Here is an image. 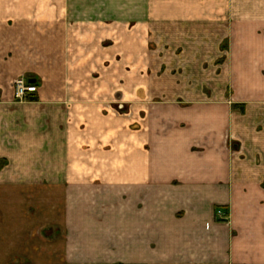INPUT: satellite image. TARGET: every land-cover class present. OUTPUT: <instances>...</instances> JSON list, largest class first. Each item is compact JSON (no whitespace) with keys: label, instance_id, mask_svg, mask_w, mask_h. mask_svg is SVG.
<instances>
[{"label":"crops","instance_id":"0c3cea01","mask_svg":"<svg viewBox=\"0 0 264 264\" xmlns=\"http://www.w3.org/2000/svg\"><path fill=\"white\" fill-rule=\"evenodd\" d=\"M58 1L0 0V97L8 99L0 104V157L13 167L7 192L63 194L52 206L62 205L55 231L65 234L68 263L78 240L85 264L110 256L117 264H264V0H207V8L205 0H168L166 16H189L200 27L210 17L218 32L219 18L234 24L236 46L215 73L225 86L210 103L203 84L164 90L156 82L163 77L135 74L125 89L123 74L108 71L107 47L92 46L101 28L61 19L75 12ZM133 57L138 64L139 53ZM22 76L38 91L11 104ZM125 102L131 118L109 110ZM22 220H11L0 264L54 258L56 251L29 247Z\"/></svg>","mask_w":264,"mask_h":264},{"label":"rangeland","instance_id":"374dc122","mask_svg":"<svg viewBox=\"0 0 264 264\" xmlns=\"http://www.w3.org/2000/svg\"><path fill=\"white\" fill-rule=\"evenodd\" d=\"M58 2L61 10L75 12H71L70 17H60L61 19L74 20L75 22H72L77 27L89 22L92 26L101 28L94 29L95 31L92 32V46L98 40L107 47L106 50L109 52L108 71L114 75L116 72L123 74L125 89L127 83L132 82L135 74H140L141 78L163 77L161 80L157 79L159 81L156 82L159 83L161 89L170 91L180 89L182 86L194 89L197 85L203 84L205 96L208 97H205L206 102L209 103L213 90L222 92L224 89L225 85L222 84L221 77L217 79L215 73L218 71L222 74L223 70L227 68V62L234 51L232 49L234 45L236 46V42L233 41L234 39L236 41L237 33L232 34L234 24L231 27L230 19L219 18L218 32L215 30L216 25H212L210 17H204V27H200L196 21H193L195 19L192 18V20L189 16L175 18L166 16V13L169 12L167 10L174 7V4L171 5L168 0H59ZM204 3H207L204 5L205 8L212 5L211 1L205 0ZM105 28L108 30L106 33L104 32ZM192 44L197 45L198 48H193ZM212 45L213 47H211ZM70 53L73 55V51L70 50ZM135 53H139L138 64L133 60ZM201 53L204 56L203 71L200 70L202 65L198 64L202 58ZM199 73H203L202 80L201 77H196ZM177 77L179 79L176 80ZM21 78L28 79L24 76ZM144 83L145 86L149 84L146 81L143 82V85ZM140 86H142L141 83ZM198 88L201 89V87ZM28 98L29 96L23 99H13L11 104L26 103L30 101ZM110 99L113 100V98ZM7 102L8 99L3 101L0 97V104L7 105ZM113 105L109 110L123 111L131 118L132 105L130 102H125L123 105L116 104L115 107ZM29 163L31 166L32 162ZM11 168L13 167L7 161V157H0V249L7 252L11 220L22 218V221L28 226L27 238L30 240V248L36 246L50 252L56 251L57 255L54 258L43 257L45 264H85L84 248L79 246L84 242L71 241L76 246H74L76 258L75 263L72 261L68 263V260L63 257L65 234L60 231L61 234L56 235L55 230L59 227L57 226L58 220L63 217V209L62 205L58 203H56V207H53L52 201L56 200V196L62 197L63 194L52 193L49 191V187H44L43 193H8L7 176L11 177L9 174L10 171L13 172ZM31 170V167L27 168V171ZM44 170L46 171V168ZM32 171L35 172V169ZM44 173L46 175V172ZM44 184H51L50 179L45 178ZM42 196L47 198L43 201V205L37 199ZM52 208L55 209L52 210ZM223 211L225 210L223 209ZM9 212L11 213L9 214ZM58 212L60 215L57 214ZM53 213L58 217H53ZM111 216H114V210L109 209L108 217ZM225 217L227 215L225 216L224 213L221 219ZM23 225L18 223L14 226V232L21 233L20 227ZM45 228L52 230L51 232L47 231L43 236ZM32 229L35 230L34 234H32ZM113 243L108 242L109 254L113 253L110 251L114 250ZM71 245L73 244L71 243ZM52 260L54 262H51ZM108 260L110 261L106 264H117L114 256H110Z\"/></svg>","mask_w":264,"mask_h":264},{"label":"built area","instance_id":"2783aa9c","mask_svg":"<svg viewBox=\"0 0 264 264\" xmlns=\"http://www.w3.org/2000/svg\"><path fill=\"white\" fill-rule=\"evenodd\" d=\"M13 88L15 90V97L17 99L26 98L29 94L36 93L38 91V87L35 84L29 83L24 78H19L13 83ZM218 214L223 216L224 213L219 210Z\"/></svg>","mask_w":264,"mask_h":264}]
</instances>
